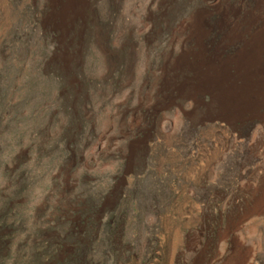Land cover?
<instances>
[{"label":"rangeland","instance_id":"obj_1","mask_svg":"<svg viewBox=\"0 0 264 264\" xmlns=\"http://www.w3.org/2000/svg\"><path fill=\"white\" fill-rule=\"evenodd\" d=\"M58 1L0 0V69L17 70L12 105L22 99L16 97L33 95L15 127L24 139L19 142L20 136L5 130L10 146L1 161L8 163L21 151L22 166L32 171L36 187L29 203L20 201L26 205L24 224L8 264H24L35 229L48 235L47 224L61 222L50 213L59 204L58 190L87 191L104 201L88 256L93 264H264V0H246L248 7L259 4L257 104L246 101L243 40L220 44L225 69L213 78L202 57L203 64L194 61L204 55L202 49L179 31L207 12L208 23L215 25L216 11L238 0H198L199 8L176 27L168 43L158 39L155 28L165 0H93L102 18L92 0H83L84 12L66 33L56 25ZM80 20L97 26L98 46L89 47L82 58L84 77L92 83L87 109L95 117V140L64 153L46 148L66 121L58 80L47 72L42 76L38 60L43 43L48 59L58 56L55 42L45 37L48 31L63 41ZM220 39L214 31L203 40L211 56ZM26 46L32 48L29 57L20 61L18 52ZM125 47L114 88L111 79L121 62L114 50ZM232 47L237 50L227 52ZM72 58L69 52L63 55L67 65ZM177 74L184 75L179 82L173 78ZM149 87H159L160 93L143 97ZM144 110L152 117L145 139L126 142V128L141 126ZM141 144L145 160L137 166L133 155ZM127 150L132 160L124 166L120 156ZM20 167L6 164L12 173Z\"/></svg>","mask_w":264,"mask_h":264},{"label":"trees","instance_id":"obj_2","mask_svg":"<svg viewBox=\"0 0 264 264\" xmlns=\"http://www.w3.org/2000/svg\"><path fill=\"white\" fill-rule=\"evenodd\" d=\"M91 4L95 13H98L97 17L102 18L101 9H99L96 2L92 0ZM199 5L198 0H165L162 11L158 13L155 20L158 39L167 43L170 42L176 27L191 16L199 8ZM20 27L23 28L22 25ZM96 27L92 22L87 23L80 20L74 26L73 32L68 39L61 41L60 35L55 31H48L45 35L49 41L55 42L58 56L53 59L51 56V59H48L43 43L38 65L41 66L42 76L47 72L50 77L57 78L60 88L58 101L61 114L66 121L63 131L52 140L53 142L50 146H46L47 149L60 150L66 153L69 147L70 149L79 150L86 143L95 140V134L92 129L95 117L87 109L90 106L89 91H91L92 83L84 77L82 58L89 47L98 46ZM191 42L196 46L195 40ZM31 49L29 46L21 48L18 52V60L25 61L29 57ZM236 50V47H232L227 52L232 53ZM127 51V47L117 51L114 50L121 60L116 72L113 73L116 78L114 80L111 79V81H114V88L119 87L118 79L124 68L123 61ZM66 52L73 56L70 65H67L63 59V55ZM46 62H49V64L45 70ZM15 72L4 67L0 69V264H8V260L13 253V240L19 228L24 224L21 218H23L22 214L26 210V205L20 204V201L27 198L28 189L32 181L31 173L22 166L25 157L21 151H17L8 162L10 165L21 166L15 173L6 169L7 162L1 161L7 146H10L8 136L5 133L10 131L14 132L17 137L20 136L18 134L19 131L15 127L22 111L27 108V105L31 104L33 99L32 94L24 95L19 102L12 105L13 96L10 90L13 88L14 81L12 77ZM173 78L175 82H179L184 78V75H173ZM158 92L160 93L159 87H156L154 91L153 87H149L144 90L143 97L148 95L156 96L159 94ZM139 115L141 117V126L135 129L126 128V142L134 139L144 140L147 129L151 127L152 117L149 113L144 110ZM6 120L7 122L3 124ZM5 130L7 131L5 132ZM27 136L30 137L29 135ZM23 139L21 137L19 142L23 141ZM131 157L128 150L123 156H120L124 166L128 165L130 160H132ZM133 160L137 166L143 164L145 160L144 144L137 148L133 155ZM66 163L67 159H64L61 166ZM56 198L59 204L55 203L50 213L57 214L61 222H53L52 225L47 224L45 229L48 235L44 231L36 233V229L34 230L25 248L27 256L24 264H93V260L89 259L88 256L98 237V220L105 207L104 201L89 196L87 191L83 194L82 192L64 193L58 190ZM75 220L79 221L75 222Z\"/></svg>","mask_w":264,"mask_h":264},{"label":"bare ground","instance_id":"obj_3","mask_svg":"<svg viewBox=\"0 0 264 264\" xmlns=\"http://www.w3.org/2000/svg\"><path fill=\"white\" fill-rule=\"evenodd\" d=\"M57 7L58 12L55 16L57 20L56 25L64 33L69 30L71 22L81 17V13L86 8L83 0L58 1ZM258 7V2H256L254 7H248L246 0H238L237 4L226 3L225 6L216 11V14L220 18L216 21L215 25L208 23L209 14L207 12L194 17L193 20L185 22L179 27L181 33L188 35L187 40H195L198 47L202 49L204 55H196L194 61L201 63L200 58L202 57L204 61V64L201 63L203 64V68H205L206 72H210L213 78L219 77L220 75L218 74L225 69V65L221 64V60L219 59L220 44L224 41L235 42L243 40L245 42L244 45L246 44V47L245 52L242 53L244 56L241 60V71H244L245 78H247L245 81L247 90L249 91L246 95V101L254 104H257L260 92L257 80V73L259 71L257 57L260 51V36L257 29L259 22ZM214 31L217 32V36H221V39L215 54L211 56L208 53L209 48L204 47L203 40H208L212 37V32ZM210 61L211 63L214 62L211 66L209 64Z\"/></svg>","mask_w":264,"mask_h":264},{"label":"water","instance_id":"obj_4","mask_svg":"<svg viewBox=\"0 0 264 264\" xmlns=\"http://www.w3.org/2000/svg\"><path fill=\"white\" fill-rule=\"evenodd\" d=\"M18 99H21L22 97H16ZM17 99V100H18ZM98 109H96L97 111ZM97 114L99 115L98 111H97ZM29 140V138H28ZM29 172L31 173V178H32V181H31V185L28 189V196H27V200H28V203L34 198L35 194H36V187H35V179L33 178V174H32V171L29 170ZM76 173L79 174L80 173V170H76Z\"/></svg>","mask_w":264,"mask_h":264},{"label":"crops","instance_id":"obj_5","mask_svg":"<svg viewBox=\"0 0 264 264\" xmlns=\"http://www.w3.org/2000/svg\"><path fill=\"white\" fill-rule=\"evenodd\" d=\"M263 21H264V14H263Z\"/></svg>","mask_w":264,"mask_h":264}]
</instances>
